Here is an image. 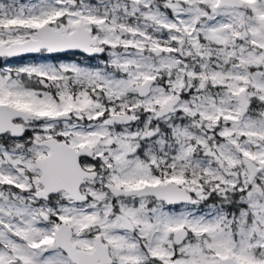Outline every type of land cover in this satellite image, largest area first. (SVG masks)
Masks as SVG:
<instances>
[{
  "label": "snow or ice",
  "instance_id": "1",
  "mask_svg": "<svg viewBox=\"0 0 264 264\" xmlns=\"http://www.w3.org/2000/svg\"><path fill=\"white\" fill-rule=\"evenodd\" d=\"M0 264H264V0H0Z\"/></svg>",
  "mask_w": 264,
  "mask_h": 264
},
{
  "label": "rangeland",
  "instance_id": "2",
  "mask_svg": "<svg viewBox=\"0 0 264 264\" xmlns=\"http://www.w3.org/2000/svg\"><path fill=\"white\" fill-rule=\"evenodd\" d=\"M21 2H27V0H21ZM37 56H38V54L33 55V56H30V57H25L23 59L16 60V62L17 63H26L29 60L35 59ZM83 58H84V56H82L81 54H78V53L75 56H70V57H63L62 56V59H64V60H68V59H71V60H80V59H83Z\"/></svg>",
  "mask_w": 264,
  "mask_h": 264
},
{
  "label": "water",
  "instance_id": "3",
  "mask_svg": "<svg viewBox=\"0 0 264 264\" xmlns=\"http://www.w3.org/2000/svg\"><path fill=\"white\" fill-rule=\"evenodd\" d=\"M33 55H36V54H32V55H30V56H33ZM83 55V54H82ZM30 56H26V57H30Z\"/></svg>",
  "mask_w": 264,
  "mask_h": 264
},
{
  "label": "flooded vegetation",
  "instance_id": "4",
  "mask_svg": "<svg viewBox=\"0 0 264 264\" xmlns=\"http://www.w3.org/2000/svg\"><path fill=\"white\" fill-rule=\"evenodd\" d=\"M78 54H81V53H78ZM82 55V54H81ZM82 56H84V55H82Z\"/></svg>",
  "mask_w": 264,
  "mask_h": 264
}]
</instances>
